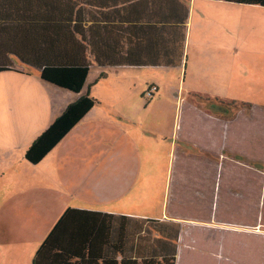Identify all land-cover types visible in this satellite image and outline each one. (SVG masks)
I'll return each instance as SVG.
<instances>
[{
	"label": "crops",
	"instance_id": "0c3cea01",
	"mask_svg": "<svg viewBox=\"0 0 264 264\" xmlns=\"http://www.w3.org/2000/svg\"><path fill=\"white\" fill-rule=\"evenodd\" d=\"M161 1L147 13L167 15L172 10L169 0ZM176 1L175 13L187 15L186 28L177 42L142 41L143 56L129 48V40L115 46L118 39L110 27L94 28V52L100 63L93 62L89 74L97 66L99 75L87 91L108 80L110 70L128 76L133 69L180 68L181 86L188 95L177 99L181 113L160 122L158 116L137 114L133 107L141 109L136 102L124 108L122 99L117 106L109 96L99 98L66 135L78 133L81 148L87 147V160L78 154L73 181L62 183L64 166L51 164L69 202L48 203L24 225L31 233L45 234L38 247L61 215L73 208L126 221L127 217L159 221L164 239L176 243L175 264H264V192L259 190L264 187V159L257 160L255 154L260 145L258 152L264 155L263 7L244 8L254 16L241 36L240 9L221 5L231 3ZM228 11L234 14L225 16ZM105 16L109 18L106 12ZM67 92L74 95L69 103L86 93ZM154 236H160L158 231Z\"/></svg>",
	"mask_w": 264,
	"mask_h": 264
},
{
	"label": "trees",
	"instance_id": "16d2710c",
	"mask_svg": "<svg viewBox=\"0 0 264 264\" xmlns=\"http://www.w3.org/2000/svg\"><path fill=\"white\" fill-rule=\"evenodd\" d=\"M208 1L264 8V0ZM161 2L0 0V73H30L22 66L34 68L44 82L80 94L91 65L100 63L92 39L97 25L110 27L116 42L129 40V48L135 47V53L141 56L144 40L177 42L186 28L187 15L181 18L175 13L176 0H169L172 10H167V15L147 13L161 6ZM126 61L124 57L123 62ZM97 103L89 91L69 103L31 143L25 152L26 161L40 163ZM127 218L128 221L125 217L68 208L38 247L32 264H175L176 243L164 239L163 231L157 228L159 221ZM154 231L160 236L152 239ZM178 234L179 226L175 240Z\"/></svg>",
	"mask_w": 264,
	"mask_h": 264
},
{
	"label": "rangeland",
	"instance_id": "374dc122",
	"mask_svg": "<svg viewBox=\"0 0 264 264\" xmlns=\"http://www.w3.org/2000/svg\"><path fill=\"white\" fill-rule=\"evenodd\" d=\"M221 5L240 9V35L243 36L246 24H250L254 16L244 8L251 5ZM233 14L228 11L225 16ZM22 69L30 73H0V264H31L38 240L45 234L31 233L24 225L30 224L37 214H41L48 203H55L56 199L63 205L69 202L70 196L65 194L64 187L57 183V178L51 173V164L61 163L64 166L60 177L63 183L65 180L73 181L72 170L78 161V154L84 155L87 160V147L81 148L78 133L73 135L71 132L39 164L32 165L26 161L25 152L31 143L62 113L74 95L44 83L37 69L26 66H22ZM95 70L99 68L95 66L91 70L84 92L99 75ZM109 73L108 80H102L90 89L93 97L106 99L104 97L109 96L112 102L114 99L113 105L122 99L126 104L124 108L136 102L134 105L141 109L138 111L133 107L137 114L152 115L153 118L158 116L160 122L162 119L167 121L169 115L181 113L182 105L177 99L188 96L181 86L182 69L140 68L133 69L128 76L114 70ZM132 81L137 82L136 86ZM131 83L134 86L130 87ZM151 101L153 104L150 106ZM145 105H148L147 109ZM256 148V159H264V155L258 152V148L262 147L257 145ZM194 152L199 154L195 148ZM262 186H259V190L264 192Z\"/></svg>",
	"mask_w": 264,
	"mask_h": 264
}]
</instances>
